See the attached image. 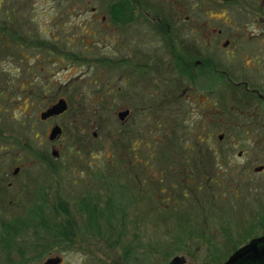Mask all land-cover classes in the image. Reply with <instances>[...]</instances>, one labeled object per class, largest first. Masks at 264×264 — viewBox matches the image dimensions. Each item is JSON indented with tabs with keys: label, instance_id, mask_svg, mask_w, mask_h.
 <instances>
[{
	"label": "rangeland",
	"instance_id": "rangeland-1",
	"mask_svg": "<svg viewBox=\"0 0 264 264\" xmlns=\"http://www.w3.org/2000/svg\"><path fill=\"white\" fill-rule=\"evenodd\" d=\"M29 4L34 5L35 9L38 8L37 11L43 5L42 0H0V22L9 14H3L5 8L26 9ZM93 4L94 1L91 0L90 5ZM238 15V12L231 14L235 20L234 26L222 23L221 18L214 20V25L220 27L224 34L214 40L213 47L214 58L219 61L220 67L225 68L228 65L231 68L233 65L236 74L239 69V55L224 61L226 56L217 48V43L226 37L241 36V47H253L257 38H264V0H241V29L235 28L238 27ZM214 16L221 17L222 13L215 12ZM118 47L111 43L63 45L65 52L83 54V62H55L54 53L45 49L38 50L45 59L39 57L36 60L35 53L28 52L29 58L18 55L14 57L22 59L18 63L14 58V61L9 60L6 63L0 61L1 80L5 79L2 69H12L25 78L31 76L36 79L38 76L35 80L38 87L46 74L44 71H37L35 64L37 62L39 67L47 66L49 83L53 90L51 94L65 93L69 100V109L55 119L63 127V137L55 143L60 155L54 159L50 156L51 143L45 136L50 126L38 120V111L42 109V104L38 102L34 107H27L25 110V103L19 101L20 93L14 97L12 90H5L4 100L0 102V149L6 148L11 153V164L8 163L10 169L17 163L22 164L23 169L16 177L10 175L0 184V264H42L47 257L61 254V251L52 249L49 252L50 248H68L65 250L63 264H83L84 260L89 261V264H93L94 260H100L102 264L126 261L128 248H133V259L140 264L143 261L162 264L168 254H174L171 252L173 249L167 248H178L182 244L185 247L174 250L175 253L193 254L202 263L207 260L208 252L214 250V254L223 257L230 249L209 248V244L224 246L230 243V238L240 239L242 230L248 232L252 229V233L264 230V221L261 226L254 228L262 218L264 220V170L261 173L257 170L259 166L264 169V140L259 133L264 123L251 124L257 116L255 101L248 104L246 99L238 98L236 94L241 93L240 89L232 91L229 87L226 90L221 87L214 92V114L210 123L203 125L196 124L197 116L192 108L194 105L188 101L192 100L195 93L186 82H182L181 90L187 88L189 91L182 94L175 106H153L149 109L150 113L135 110L138 114L134 120H130L132 123L134 121L133 126L140 129L147 126L149 130L148 165L151 174L155 175V184L148 187V196L145 191L135 187V184L131 188L129 182L140 178H133L128 175L129 169L126 166H120L130 164L123 156L127 149L133 148L132 142L120 140L121 152H116L112 141L113 130L119 123V109L116 105L126 100V89L123 86V98L118 93L115 94V89L121 84L113 81V78L121 72L118 69L112 70L107 63L98 60H110L115 50V53L122 55L125 50ZM253 50L252 53L256 52ZM244 62L249 64L248 59ZM13 64L25 67L24 73H20L19 68ZM243 72L244 76L249 75L246 68ZM67 80L69 84L66 90H60L59 85ZM127 89L130 91L128 86ZM224 90L227 92H223ZM21 110L27 112V115ZM174 111L177 122L168 117ZM154 117L159 120L154 121ZM220 120L225 123L221 124ZM201 126H204L202 131L211 134L213 146L218 153V156L210 159V163L204 161L203 156L197 152L201 144L197 139ZM94 132L96 136H93ZM169 133L180 138L176 144L180 155L169 151L162 152L158 139L165 138L163 134ZM219 133L223 134L222 141L218 140ZM138 142L140 147L139 139L136 144ZM43 150L48 152V161L43 162L34 156V152ZM112 155L119 161L115 168L111 165ZM16 158L18 161H15ZM184 159L188 161L185 162ZM164 160L166 164L177 167L163 166ZM207 163L212 165L204 169ZM10 169H6L9 174ZM8 180L12 181L11 185ZM123 184L129 186L135 197L128 204L116 199L122 194L124 201L127 200L124 190L117 187ZM172 185L176 187L174 190H170ZM197 187L200 188L196 189ZM160 190H167L169 197H173L175 192L176 199L185 202L187 207L182 210L185 214L181 212L177 216L178 220L174 218V211L173 216L163 213L160 202L163 200L165 205H170L171 202H166V194L160 193ZM84 206L88 209L95 208L98 213L104 210L109 216L102 215L95 220L92 213L90 218L89 211L83 210ZM38 211L46 224H51L50 231L40 227L38 219H30ZM205 211L208 212L207 215ZM111 212L113 215L110 216ZM122 212V217L115 216V213ZM185 215L190 217L186 225L195 228V231L188 234L189 231L186 230L187 235L183 236V231L188 228L181 226ZM18 220L22 221L21 224L17 223ZM24 223L26 227H22L19 232L14 233L13 227L8 232L4 230L7 224L19 228ZM28 223L32 225L29 226ZM94 225L101 228L99 235L93 233ZM56 227L60 229H53ZM200 231L202 233L199 236ZM57 233H60L61 241L53 244L52 240L56 241L53 234ZM207 238L210 239L209 242ZM215 261L217 260L214 259V263Z\"/></svg>",
	"mask_w": 264,
	"mask_h": 264
},
{
	"label": "flooded vegetation",
	"instance_id": "flooded-vegetation-1",
	"mask_svg": "<svg viewBox=\"0 0 264 264\" xmlns=\"http://www.w3.org/2000/svg\"><path fill=\"white\" fill-rule=\"evenodd\" d=\"M93 1L94 4L90 5L91 0H42L43 5L39 11L32 4H29L26 9L25 7H18L17 9L16 7H11L10 9L5 8L3 14L8 12L9 14L7 16L5 15L6 19L3 18L4 21L0 22V61L5 63L9 60L14 61L13 58L17 55L29 58L28 52L35 53L36 60L39 57L43 59V53L38 52V50L42 51V49H45L54 53L55 62H83L85 59L83 54L63 51L64 44L85 46L87 44L111 43L119 46L118 49H124L125 52L120 55L121 53H115L117 50L114 48V55L112 54L110 60L107 58H98V60L107 63L112 70H120L121 73L117 76L114 75L113 78V81L122 85H118L115 89V94L118 93L121 95L124 92L123 86L126 89V97L124 95L120 96L121 98H126V100L116 105V108L119 109L117 111L119 123L113 130L112 141L115 149H117L115 150L116 152H121L119 148L120 140H126L127 142L131 140L132 142L129 141L133 148L130 150L126 148V154L124 156L122 155L126 159V162H130V164L127 166L126 163L120 166H126L129 169L128 175H132L136 179L140 178V180H136L135 182H129L132 185L131 188L135 184V187L145 191L146 196H148V187L155 184L153 181L155 175L151 174L148 165L150 148V144L148 143L150 140L148 127L146 126L141 129L138 126L134 127V121L132 123L130 120H134L138 114L135 110L138 111V109L150 113L149 109L153 106H157L158 108L175 106L182 94L185 95L189 91L187 88L181 90L182 82L189 83L190 90L195 93L192 100L188 101L194 105L192 108L193 110L195 109L193 113L197 116V125L210 123L214 114L213 107L216 104L213 101V93L221 87H225V90L229 87V90L232 91L240 89L241 93H237L236 95L240 99H246L245 102L248 104L255 101L257 116L254 117L251 124L263 125L264 38H257L253 47H249L247 43V47L242 46V48L241 36L239 38L226 37L217 43V48L226 56L224 61H229L231 57L239 55L240 62L237 74L235 69H233V65L230 66L231 68L228 65L225 68L220 67L221 65L218 63V60H215L213 53L214 40L221 38L224 34L220 27L214 25V20L221 18L222 23L234 26L235 20H233L234 17L231 14L238 12L239 20L236 25L238 27L235 28L241 29V0ZM215 12L222 13V16L216 18L214 16ZM198 40L200 41L199 44ZM253 49L256 52L252 53L254 51ZM14 59H17L16 63L22 60H20V57ZM245 59H248L249 64L244 62ZM13 65L14 67H18L16 64ZM46 67L45 65L39 67L37 62L35 64L37 71H44L46 74L39 82V87L35 82L38 76L36 79L31 78V76L25 78L22 74L19 75L18 72L16 73L15 70H5L3 68L2 73L4 74L2 76L5 75V79L3 78L1 80L0 78V102L4 100L5 90H12L14 97H17V94L20 93L19 101L23 104L25 103V110L27 107H34L38 102L42 104V109L38 111V120L42 123H48L50 126L46 130L45 136L47 138L46 140L51 143L50 156L57 159L60 152L55 143L63 137V127L55 122V119L62 116L69 109V100L65 93L59 95L51 94L53 90L49 83ZM18 68L20 73H24L23 69L25 67ZM245 68L249 72L248 76L243 75ZM251 72L255 74L253 75ZM68 84L69 80L60 84L59 89L66 90ZM127 86L130 91L127 89ZM200 98L203 100L199 101ZM62 100L66 105V109L63 112L43 117V114L47 110ZM106 103H113V101H106ZM125 110H127L126 116L122 119L119 118L118 114ZM21 111L23 114L27 113L24 110ZM168 117L177 122L175 111L170 112ZM157 119L159 120V118L154 117V121ZM146 120L149 121L147 118ZM258 121L261 123H258ZM219 122L221 124L225 123L224 120H220ZM56 126L59 127L60 132L55 138L50 139L51 130ZM201 127L200 135L197 136L198 142L201 144L198 146L197 152L203 156L204 161L210 163V159L218 156V153L213 146L214 143L211 134L202 131L204 126ZM261 128L262 130L259 133H261V138L264 140V127ZM244 132L248 133L247 130H244ZM93 136H96L95 132ZM163 136L165 138L158 139L162 152L169 151L170 153L180 155V152L176 149L177 141L180 138H177L174 133L163 134ZM217 137L219 141L223 140L222 133H219ZM138 139L141 142L140 147L138 146L139 142L136 144ZM53 150L57 152L56 155H54ZM122 152L124 151L122 150ZM47 153V150H43V152L37 151L34 152V156H37L36 158L38 160L44 162L50 159ZM10 154L6 148L0 149V184L10 175L16 177L23 169V165L19 163L13 165L10 169V165L8 164L10 163ZM239 154L241 155V151ZM129 157H131L130 160ZM112 158L111 165L115 168L119 165V161L114 159V155H112ZM186 160L184 159L185 162L188 161ZM15 161H18V158ZM165 161H163V166L177 167V165L166 164ZM208 163L204 165V169L210 168L212 165L209 166ZM186 166L190 168L188 167L189 165ZM132 167L137 169L133 170ZM7 168L8 171L10 169V174L8 171L6 172ZM257 168L259 173L264 170L263 166ZM159 172L161 173V170ZM4 173L5 175H2ZM8 184L11 185L12 181L8 180ZM117 187L124 190L127 200L124 201L122 194L116 199H121L125 204H128L134 197L131 190H129V186L123 184ZM171 187L170 190L176 188L173 185ZM198 188L200 187L196 189ZM161 192H165L164 199L166 202H171L170 205L162 203L163 200L160 202V206H163V213L166 212V214L173 216L172 211H174V218L178 220L177 216L183 212V208L187 207L185 202L177 200L175 192L173 197H169L167 190H160ZM182 194L185 196L184 192ZM198 214H200V211ZM207 214L208 212L205 215ZM119 215L122 217L124 213H115V216ZM99 216L101 215L96 213L94 219L96 220V217ZM105 216L109 215L105 214ZM186 216L181 223V226L188 227L183 231V236L187 235L186 230L189 231L188 234L195 231V228L193 229L190 225H186L190 219L189 216ZM263 221L262 218L259 225L255 224L254 228L261 226ZM92 227L93 233L99 235L101 228L97 225ZM242 231L240 239L233 240L230 238V243H226L224 246L219 247L209 244V248H230L223 257L214 254L216 251L213 250L214 253L213 251L208 252L207 260L201 263L197 261L196 256L193 254H188L187 252L175 253L174 250L185 247L182 244L178 248H167V250L173 249L171 252L174 254L169 255L168 253L171 252H166L168 257L165 254L167 259L162 264H225L240 249L241 255L231 264H264V230L258 233H252V229L248 232L245 230ZM201 233L200 231L198 235L200 236ZM52 241L55 242L54 240ZM66 241L67 239H65ZM207 241L209 242L210 239L207 238ZM251 243L255 244V246L249 245ZM51 249L52 251H61V254L49 256L45 261L55 259L57 260L56 264H63L64 255L68 248H50L49 252H51ZM133 252V248H128L126 251V261H110L107 264H140V262L134 261ZM214 259L217 260L215 263ZM83 264H89V261L84 260ZM93 264H102V261L94 260ZM143 264H150V262L143 261Z\"/></svg>",
	"mask_w": 264,
	"mask_h": 264
},
{
	"label": "water",
	"instance_id": "water-1",
	"mask_svg": "<svg viewBox=\"0 0 264 264\" xmlns=\"http://www.w3.org/2000/svg\"><path fill=\"white\" fill-rule=\"evenodd\" d=\"M65 109H66V105H65V102L62 100L59 103H57L56 105H54L51 109L47 110V112H45L43 114V117L47 116V115H51V114L61 113ZM126 114H127V110L120 112L118 115H119V118L122 119V118H124L126 116ZM59 132H60L59 127H57V126L54 127L51 130L50 139L55 138L59 134ZM53 153H54V155H56L57 152L55 150H53ZM252 243L249 244V245H254L255 246V244H252ZM240 255H241V249L239 251H237L235 254H233L231 256V258H229V260L225 264H231L233 261L235 262L239 258ZM56 262H57V260H55V259H48L43 264H56Z\"/></svg>",
	"mask_w": 264,
	"mask_h": 264
},
{
	"label": "trees",
	"instance_id": "trees-1",
	"mask_svg": "<svg viewBox=\"0 0 264 264\" xmlns=\"http://www.w3.org/2000/svg\"><path fill=\"white\" fill-rule=\"evenodd\" d=\"M107 205H108V203H107ZM83 210L84 211H89V213H90V215H89V217L91 218V213L93 214V215H95L96 213H98L97 212V209H88L86 206H84L83 207ZM99 214L102 216V215H105V213H104V210H101L100 212H99ZM111 214H112V212H111ZM32 221L33 220H35V219H38V221H39V223H40V227L42 226L43 227V229H45V228H47V229H49V231L51 230V224H49L48 223V225L46 224V220H44V218L41 216V212H36L35 214H33V217L32 218H30ZM21 220H18L17 221V223H20L21 224ZM93 222H95V221H93ZM28 225L30 226V225H32V223L31 224H29L28 223ZM28 226V227H29ZM54 226V225H53ZM10 227H13L12 229H14V230H12V231H14V233H16V232H19V231H21V229H22V227H26V225H25V223H24V225L23 226H19V228L18 227H15V226H13V225H11V224H7V227L5 226L4 227V230H5V232H8V231H10L9 229H11ZM53 229H60L59 227H56V228H53ZM61 237V235H60V233H57L56 235L55 234H53V238L55 239L56 238V241L55 242H53V244H55V243H59L61 240H59V238Z\"/></svg>",
	"mask_w": 264,
	"mask_h": 264
}]
</instances>
